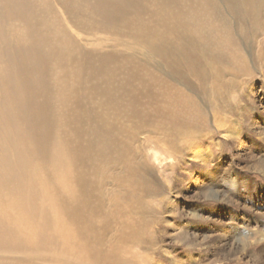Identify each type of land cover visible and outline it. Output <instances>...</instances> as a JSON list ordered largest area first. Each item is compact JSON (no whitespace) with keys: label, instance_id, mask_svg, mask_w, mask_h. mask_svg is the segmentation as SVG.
<instances>
[{"label":"rangeland","instance_id":"obj_1","mask_svg":"<svg viewBox=\"0 0 264 264\" xmlns=\"http://www.w3.org/2000/svg\"><path fill=\"white\" fill-rule=\"evenodd\" d=\"M74 1L78 3V0ZM104 1L98 4V0H79V9L75 10L67 4L68 0H49L60 25L65 27V36L76 42H71L75 47L68 56L70 62L59 67L50 58L40 57L44 46L32 45L31 40L24 39L15 47L16 37L0 26V194L25 201V210L9 211L19 219L24 232L20 226H14L9 235L0 237V264H75L73 256L62 255L67 253L68 243L73 242L66 240L64 246L57 243V230L51 225L39 227L34 233L37 220L52 217L55 224L58 218L53 204L65 209L85 202L92 191L97 192L101 202L98 200L99 205L95 206L97 211L83 206V224L88 219L92 225L111 224L107 217L115 222L116 218L130 215L126 208L108 206L107 194L116 176L126 173V164L131 162L137 165L136 168L144 167L155 186L153 197L146 198L147 206L152 209L153 203L165 198L158 213L162 221L152 225V220L144 217L145 222L140 225L148 235L159 238L158 253L151 264H250L249 252L241 255L242 252L231 245V238L225 237L230 240L225 244L221 236L234 225L242 227L238 219L234 222L230 219L233 213H237L239 217L247 215L256 220L247 224L252 232L248 240L257 241L264 234V221L257 219V213L253 214H264V208L253 209L249 206L252 205L250 201L244 198L235 203L247 206L237 210L226 202L230 192L222 191L218 186L210 189L215 193L203 195L199 179L209 169L236 170L251 181V188L259 191L260 197H264V169H257L258 160L264 158V125L261 123L264 117V72L257 69L252 52L255 45L264 48V30L256 29L249 34L247 20H243L244 35L240 23L235 22L223 0H217L222 10L224 7L228 34L237 42L247 66L254 73L246 81L240 76L232 89L225 90L229 103L238 93L242 94L244 101L240 113L229 112L230 117L223 119L221 113L225 108L219 113L214 112L215 102L216 105L229 106L214 95L216 82L212 80L219 72H211L209 62H200L199 56L181 53H177L176 58L170 56L172 52L166 47V41L172 35L170 22L156 17L149 22L153 29L156 30L157 26V30L164 31L159 35L163 39L159 40L160 43L164 42L161 51L155 50L145 40L125 33L128 29H142L143 16L153 12L150 8L143 16L142 13L130 14V22L126 25L123 24V10H118L117 15L114 10H100L90 15L89 3L95 8L99 5L107 7L108 3ZM2 3L0 1V7ZM81 16L93 26L72 23V19H81ZM198 21L201 32L210 34L212 44L221 46L223 26L208 29L207 18L199 17ZM96 37L97 41H94L92 38ZM81 48L96 52L82 56L78 52ZM21 50L25 51L24 60L12 57V53L17 55ZM30 51H35L36 55L27 54ZM194 51L199 53L200 45ZM102 56L110 58L105 64L114 67V75L108 66L101 64L106 60ZM77 60L80 64L76 63ZM98 66L105 71L102 80H113V89L117 90H112L107 97L92 92L86 96L90 78L87 73ZM231 77L222 74V79L230 81ZM84 101L91 108L93 128L86 119V111L79 106L81 113L78 112L79 102ZM198 110L204 116L205 128L196 135L198 141L191 143L194 132L192 130L188 135L186 124L200 119ZM132 112L136 117L128 123L127 114ZM79 113L80 134L75 136L73 123L68 126V121ZM133 120L140 121L141 128L134 126ZM172 128L177 129L179 139L177 145L171 147L174 150L170 151L167 143ZM250 128L252 134H249ZM132 130L137 135L127 140L125 135ZM209 135H213L211 142ZM91 140L93 150L88 156L87 142ZM204 147L207 149L201 152ZM120 149L124 151V162L118 170L112 158ZM179 150L182 152L176 153ZM199 150L201 154H197ZM111 173H114L111 179L105 180L102 176ZM115 190L118 202L126 198L128 191ZM87 203L92 202L88 199ZM134 204L140 203L136 201ZM172 210L178 214L177 219L172 217ZM122 213L126 215L118 216ZM141 215L143 213H138L133 218L138 219ZM177 220L183 224L180 228ZM147 221L149 227H146ZM180 231L185 234L180 235ZM92 240L84 247L91 257L80 264H98V250L105 251L110 242L103 239L102 234ZM252 248L256 249V246ZM120 252H116V256L130 253L125 248Z\"/></svg>","mask_w":264,"mask_h":264},{"label":"bare ground","instance_id":"obj_2","mask_svg":"<svg viewBox=\"0 0 264 264\" xmlns=\"http://www.w3.org/2000/svg\"><path fill=\"white\" fill-rule=\"evenodd\" d=\"M0 1L3 2L2 7H0V26L2 25L3 27H5L8 33L16 37L15 47H17L21 40L28 39L31 40L32 45L44 46L43 50L41 51L40 57L42 56L50 58L54 63H56L58 67L60 65H63V63L65 62H70L67 61V59L71 51H74L73 47L75 46L71 43L74 41H72V37L67 38L65 36V27L60 25V20L58 19L56 12L54 11L49 0ZM98 1V4L102 3V0ZM222 2L226 6L227 10H229L234 16V19H236L235 22L240 23V27H242V21L247 20V33L252 34L256 29L262 31L264 30V17H262V15L264 14V0H223ZM78 3L74 0H68L67 4L71 6V9L78 10ZM104 3H108V6L103 7L99 5L98 8H95L94 4L92 5L91 3H89V5H91L90 15L92 13H98V11L100 10L106 12L114 10L117 15L118 10H123L125 15L122 19L123 24L125 23L126 25L130 22V14L142 13L143 16V14L145 12H148L150 8L153 12L148 13L147 17L143 16L142 29L137 31L128 29L125 33L134 35L133 37L137 39L145 40L150 44L149 46H151L155 50L161 51V44H163L164 42L160 43L159 40L163 39L160 38L159 35L164 31L157 30V26L156 30L153 29L149 22L152 19H155V17L156 19H161L166 23L170 22L172 35L166 41L168 52H172L170 56L172 58H176V54L181 53L182 55H190L194 57L199 56L201 59L200 62L202 60L208 61L209 70L214 73L219 72V75L213 76L212 80L213 82H216V84L214 85L215 88L213 87L214 95L218 97V100L220 102H224L229 105L223 106L219 103L216 105L215 102L214 104L217 107L214 105V112L219 113L221 112V108H225L221 113L223 119L230 117V115L228 114L229 112L234 113L238 111L240 113L242 109L241 105L244 101V99L242 98V94H234L233 100L229 103V98L226 96L225 90L232 89L233 87L231 86L235 84V81H238V78L240 76L243 78V80L246 81L251 78L254 73L247 66L243 51L240 49V47H238L237 42L231 37V35L228 34V21L223 14L224 7L222 10V6L219 2H217V0H106L104 1ZM67 10L70 9L67 7ZM66 13L68 12L66 11ZM6 17L7 20H5ZM199 17L207 18L206 24L208 26V29L216 28L219 25L223 26L220 33L221 36L224 33L222 40L223 43L221 46L212 44L209 39V33L201 32L200 28L202 26L198 21ZM83 19L84 16H81V19H72V23L79 26L82 25V23L87 27L93 26V24L87 18H85L84 20ZM189 19L191 20L190 22H183V20ZM242 32L245 35L244 27H242ZM23 33L27 34L26 37H24L25 34ZM205 37L206 40L204 41ZM97 38L98 37L92 39L94 41H97ZM216 41L218 42V44L221 43L217 38ZM197 45H200L199 53H196L194 51ZM12 51L15 52V49L13 48ZM24 52L25 51L21 50L17 53V55L12 53V57H17V59L24 60L22 58ZM78 52L82 56H85L96 51L85 50L81 48L78 49ZM252 52H254L253 58L256 62L257 69L261 70V73L264 72V48H262L261 45H258V47H256L255 45ZM29 53H31L33 57L36 55L35 51H30L27 54ZM101 55H103V53H101L100 56ZM104 57L106 58V60H102L103 62L101 64L108 66L107 64H105V62H110V58L102 56V58ZM79 62L80 61L77 60L76 63ZM108 69L112 75L115 74L114 67H109ZM110 73L108 74V76H111ZM222 74H229L230 76H232L230 78V81L222 79ZM87 75L90 78L87 80L89 91L86 96L92 92V94L94 95H98V93H100L103 96L107 97L111 94L112 90H117L113 89V80L108 79L106 82L102 80V77L105 75V71L102 66H98L97 68L89 71ZM246 101H248V99ZM79 106L82 110L86 111V119L90 126L93 128V114L91 108H89V104L86 101L79 102L78 112L81 113ZM80 113L77 116L74 115V118H71L68 121V126L73 123L72 131L74 132L75 136L80 134V126L78 124ZM198 113L200 117L198 121L186 124V131L188 135L192 130L194 132V134H192L191 143L198 141V136L196 135H199L205 128L204 116L199 110ZM251 116L248 118L251 119ZM132 117H136V114L134 112L127 114L126 118L128 123L132 120ZM261 120V123L264 125V117L261 118ZM123 123H125V119H123ZM132 123L134 126L141 128L142 123L140 121L133 120ZM249 130V134H252V128H250ZM93 133L95 134V132ZM170 133L172 136L168 139L167 148L172 151L174 149H172L171 147L177 145L179 133L176 128H172ZM150 134L152 133L150 132ZM136 135V131L132 130L130 132H127L125 136L127 140H130ZM212 136L213 135H209L208 137L210 139V142ZM87 145L89 156V154L93 150L91 149L93 141L91 140L87 142ZM204 148L205 149L201 150V152H205L207 148ZM181 152L182 150H179L176 153ZM118 153V155L112 158V162L117 166V169L119 170L123 166L124 151L120 149ZM199 153L200 150L197 154ZM208 154L209 153L206 152V155ZM219 163L220 162L218 161V164ZM136 167L137 165H135L133 162L126 164V173L116 176L113 185L109 186L110 191L107 194L108 206L126 208V211L129 212L130 215L122 219L116 218L115 222L107 217V220L111 222V224L92 225L90 219L86 220L83 224L82 221L85 220L84 216L81 213V209L83 208V206L90 209L91 211H97L98 208L95 206L99 205L98 200L101 202L100 196L98 198L97 192L92 191L88 194V199L92 203L86 204L88 200L87 199L85 202L81 201L80 204L71 205V209L70 207L63 209L61 206L60 208L58 206L56 207L53 204V208L57 212L56 217L58 218L56 220V223L54 224L52 217L48 220L38 219L37 226L33 230V232L35 233L39 227H49L51 225L53 229L57 230L55 232L57 234V236L55 237V241L57 243L60 242L64 246L67 242L66 240H68V242L69 240L73 242L74 245L68 243L67 253H62V255L73 256L75 264H80L81 261L91 257L88 251L85 252L84 247H87L88 243L93 242L92 238L97 239V236L99 234H102L103 239H105L106 241L110 240V242L105 251L98 250V264H151L155 260L154 255L158 253L157 246L159 238L157 235L155 237L148 235L146 233V229L140 228V225L145 222V220L142 219L144 217L146 218V220H152V225H154L155 222L157 223L162 221L161 217L158 216V213L160 210H162L161 207L164 204L163 202L165 198H161L160 200L158 199L157 204L153 203V208L151 207L152 209L147 206L146 198L147 196L153 197V195L155 194V186L151 183V180L146 173V169L144 167ZM259 168L264 169V158L258 160L257 169ZM260 172L263 173V171ZM114 173H111L110 175L102 174V176L105 178V180H108L112 178L111 176ZM199 181L200 185H202L200 191L203 193V195L207 194V192H209L208 194L215 193V190H210L214 186H218L222 191L228 190V193L230 192V198L227 199L226 197L225 200L227 199L226 202H228V205H234V208H236L237 210L242 206L244 207V205L247 206L243 203L238 204L239 200L242 201V199L244 198L250 201L252 205L249 206L251 208H264V206H261L264 205V197H260L261 194H258L259 191H254V189L251 188L253 185L251 184V181H249L247 178H243L236 170L233 171L230 169L229 172L224 169L222 170V168H220L219 170H217V168L209 169L206 170L205 173H202L201 179H199ZM113 188L118 190L122 189V191H128L126 198L121 202H118V198L115 193L116 190ZM8 193L10 192L8 191ZM136 201H138L140 204H134ZM235 201L238 202L235 203ZM24 207L25 201L23 198L13 196L9 199L8 196L0 194V237H6L7 234L9 235L12 231H14V226H20L24 232V228L20 224L19 219H17L16 216L9 212H20L21 210H25ZM173 210L171 212L172 217H178V214ZM110 213L112 215H116L114 211H110ZM138 213H143V215H141L142 217L140 216L138 219L133 218V216L138 215ZM256 213L258 216L257 219L259 221L260 219L264 221V214L255 212L253 215H256ZM124 215H126V213L119 214L118 216ZM23 219L27 222V219ZM230 219L233 222L234 220L237 221L238 219L237 222L241 223L242 227L234 225L232 226V229L228 230L227 233H223L221 239L224 241V243L229 244V239L231 238V245L237 251L242 252L241 255L244 254L243 252H245V254L249 252L250 264H264V234L257 241L255 240L251 242L248 240L250 234L252 233L251 229L249 228L250 221L253 220L255 222L256 220H254L253 218H249V216L247 215L239 217L237 213H233L230 216ZM176 223H178L177 227L179 228L181 225H183L179 220H177ZM55 225H57V227H55ZM149 226V222L147 221L146 227ZM137 229L139 230L137 231ZM182 232L183 231H180L178 233H180V235H184L185 233L183 234ZM225 237H228L229 239ZM253 246H256V249L252 248ZM122 248L130 251V253L125 256H116V252H120V249ZM119 257H121L122 259ZM172 257H174V255ZM189 257L190 259H192V256ZM156 264L159 263L157 262Z\"/></svg>","mask_w":264,"mask_h":264}]
</instances>
